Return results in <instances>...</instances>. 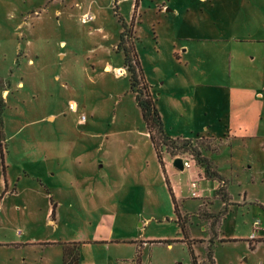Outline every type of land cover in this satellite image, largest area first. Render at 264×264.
Returning <instances> with one entry per match:
<instances>
[{"label":"rangeland","instance_id":"rangeland-1","mask_svg":"<svg viewBox=\"0 0 264 264\" xmlns=\"http://www.w3.org/2000/svg\"><path fill=\"white\" fill-rule=\"evenodd\" d=\"M258 1L139 0L133 18L134 0H0L4 163L10 176L20 173L17 194L3 199L0 241L12 239L20 227L24 237L57 242L26 250L28 264H42L40 257L45 264H63L65 242L77 243V264H131L137 243L152 237L143 244L142 264H192L187 244L176 237L171 195L117 48L132 23L134 47L166 135L187 136L196 158L222 173L231 200H246L227 206L218 233L239 239L223 242L212 235L221 194L199 197L198 208L186 201L191 233L205 236L206 227L211 235L212 241L203 238L194 247L199 264H264V117L242 125L199 109L209 100L214 111L228 91L214 87L229 79L214 40L221 26L227 28L219 7L239 13V28L248 25V2ZM247 78L245 71H233L232 81ZM263 102L252 106L260 111ZM231 126L248 138L231 139ZM162 156L163 165L172 158L163 147ZM191 170H181L177 179L189 182ZM2 176L0 161V193ZM212 187L211 180L199 181L205 194ZM51 200L57 203L54 225L48 222ZM6 258L0 246V261Z\"/></svg>","mask_w":264,"mask_h":264},{"label":"crops","instance_id":"crops-1","mask_svg":"<svg viewBox=\"0 0 264 264\" xmlns=\"http://www.w3.org/2000/svg\"><path fill=\"white\" fill-rule=\"evenodd\" d=\"M219 8L221 9H219L218 11V17H220L222 21L226 23L227 28L221 26V29L223 32L221 33L219 37L214 38V40L216 41L218 45L216 51H223L222 57L225 60L224 61V66H225L224 71L226 72V76L229 78L228 79L229 82L225 81L224 83L214 85V87H216L217 89L220 88V90L223 88H226V90L228 89V91L226 93H223L221 98L219 97L221 100L215 103L214 111H212L210 102H208L209 100L205 101V105L200 107L199 109L203 113L214 114L215 116L214 119H216L217 117H221V115H222V118L229 116L230 118L237 119L238 121H245V123L242 125H248L247 124L248 118L256 117L258 114L259 115L257 117L259 118L264 117V102L260 110L261 112L259 110L254 109L252 106L253 101L264 99V81H262V77H261L262 73H264V0H260L258 2H248V11L247 10L245 11V17L248 21V25L241 24L239 28L236 27L237 26L236 22L238 20L239 13H237L236 11L233 13L230 11H224V9H222L223 8L222 6H220ZM255 18L260 19V20H259V23L258 22L256 23L255 30H253V26H254L253 24L255 23ZM236 29L240 30L241 33L244 32V35L236 34L235 32ZM180 48L182 49V51H185L186 55L190 54V50L187 45H186V48H183V45H181L179 49ZM236 69L239 70L240 72L245 71L247 73L248 78L244 79L241 82L232 81L233 71ZM227 93L230 95L227 96ZM161 117L163 116L161 115ZM236 126L238 127V124ZM232 129L235 130V128L231 126V128L228 129V132H233ZM228 136L231 137V139H236L239 137L248 138L247 135L246 136L238 135L236 131H234L232 135H228ZM171 137L174 138V137H187V136H184V134H175ZM4 159H5V156H4ZM193 166L194 167L192 166L190 167V170L191 168H193L192 169L193 171L191 170L189 177H190V181L194 179L197 180L196 190H197L198 197H192L190 195V181L185 183L179 177L177 179V176L181 175V170L177 169L173 165V158L170 159V162L168 163L166 162V164H164L165 174L167 175V178L169 180L170 186L172 188V192L177 201L178 209L181 215H185V213L188 212V209L186 207V201L191 200L192 202L196 204L194 206L198 208V206L200 205L197 206L196 202L199 200L198 199L199 197L209 196L211 194H214L216 195V198H218L217 189L220 185L219 182L214 179H207L204 176L203 167H200L199 165H193ZM8 169H9L8 167L5 168L4 177L6 178V188L7 189H6V192L3 194V196L0 198V211L2 210L3 199L7 196L17 194V186H18V181L20 179L19 171L13 176H10ZM216 171L220 175L222 174L218 170ZM4 177L2 176V187L3 188L5 187ZM200 180L213 181V187L208 190L209 191L208 194H205L204 192L205 190H202L199 188ZM11 188L13 189L12 192H10ZM220 201H221L223 208L226 206V211H227V206H239V205L246 203L245 197L242 199V203L232 201L229 192H228L227 200L226 201L220 200ZM172 220L176 222L175 213H174V216L172 217ZM48 222L54 225L55 219L50 220V215H49ZM219 226H218V232H219ZM177 227L179 228L178 224H177ZM190 227L188 226L189 228L188 236L192 241V249L195 253L194 247L196 246V244H202L204 242L203 238L205 239L210 238L211 235L207 231L206 227H202L203 228L202 230L204 231L205 236H194L191 233ZM16 229L21 230V233L19 235L16 233ZM16 229L14 230V236L12 239L0 241V246H3L7 252L6 263L5 262L2 263L0 261V264H12L13 262H17L18 264H28L29 259H31V256L28 255V252H26V250H29V251L31 250L33 252L37 247L41 248L40 244H43V243L45 244V242H49V244H47L48 247L56 246L57 244V242H54V241H37L34 238L24 237L25 230H23L20 227H16ZM180 232L177 233L176 237L181 239L182 242H184L183 234L182 232L181 233ZM217 235H218V238H216L215 241H220L221 238L227 239L225 237H221L219 233ZM244 237L245 239H248V234L245 235ZM158 238L161 239L160 237H156L155 239H158ZM162 238H164V236H162ZM198 238L202 239L200 243L198 242ZM149 239L152 240L154 238L151 237ZM149 239L141 240L137 243L136 249L140 251V255H141V251L144 245L146 244L145 241L147 240L149 241ZM233 239H235L234 241H236V239H239V238L233 237ZM113 241H119V240L117 239L109 240V242H113ZM106 242H108V240ZM167 246L172 247V243L171 242L167 243ZM41 249H43V247ZM60 250H61L60 252H62V248ZM18 251H20V253L17 254L16 252ZM40 259L41 260L39 261L42 264H45V261L43 260V258L40 257ZM131 264H134V259L132 260ZM140 264H142L141 258H140ZM243 264H246V262ZM260 264H262V262Z\"/></svg>","mask_w":264,"mask_h":264},{"label":"trees","instance_id":"trees-1","mask_svg":"<svg viewBox=\"0 0 264 264\" xmlns=\"http://www.w3.org/2000/svg\"><path fill=\"white\" fill-rule=\"evenodd\" d=\"M139 0H134L133 5V18L136 14V9L138 7ZM133 29H132V23L131 28L129 30H125L121 33L119 37V41L117 44V48L121 49L123 54V66L126 67L128 73H129V89L134 94V100L136 102V105L140 109L141 117L144 122L146 132L148 134V137L151 141V144L153 146V149L156 154V158L158 163L160 164L161 170L164 174L165 182L168 186L172 204H173V210L176 215V223L178 224L180 231L183 234V240L187 244L190 256H191V263L192 264H199L197 261V256L195 255L193 249H192V241L188 236V225L186 224L185 215H181L178 209V204L175 199V196L172 192V188L170 186L169 180L167 178V175L165 174V168L163 165V156H162V147L164 148V151L169 153L171 157H175L176 155H182L181 153H185L188 156H191V158L194 160L195 165H199L203 167L204 169V176L207 179H214L219 182V187L217 189V192L221 194L222 200L226 201L228 198V193L224 189L226 186V183L222 176L213 168L210 167V164L205 161L203 158H196V154L194 152V149L192 148L191 140L189 138L184 137H170L166 135L164 131V124L162 121L161 114L158 110V107L155 103V100L153 99V96L150 92V85L146 81L142 68L140 65V61L137 55V52L134 47L133 43ZM2 106V101L0 99V109ZM1 119H0V161H1V169H2V175L5 176V168L6 165L4 163V156L6 153V139L2 133L1 129ZM4 183L5 187L0 193V198L3 196V194L6 192V178L4 177ZM52 201V200H51ZM262 208H264L263 204H260ZM55 207L56 203L52 201V207L50 212V219H55ZM226 206L222 208L221 210L217 211L214 216L217 218V229L213 231L212 235L218 234V226L220 224L221 218L225 215ZM210 241L211 237L209 238ZM234 241L235 239H224L221 238L220 241ZM167 243H169V240H165ZM45 244H49V242H45ZM77 243L74 242H65L62 243V261L63 264H74L75 261L79 259L78 257V246H76ZM76 246V247H74ZM250 247L252 248L251 244ZM207 258L213 260L212 257V251L208 248L206 252ZM69 257V258H68ZM69 259L68 262H66V259ZM71 261V263H70ZM135 264H140V251H136ZM214 262V260H213Z\"/></svg>","mask_w":264,"mask_h":264},{"label":"built area","instance_id":"built-area-1","mask_svg":"<svg viewBox=\"0 0 264 264\" xmlns=\"http://www.w3.org/2000/svg\"><path fill=\"white\" fill-rule=\"evenodd\" d=\"M84 17L88 18V15H85ZM73 106H74L73 104H70V108H72ZM84 120H85V115L81 114V116H79V121L84 122ZM176 157H180L182 159V166H183L182 170L184 169L187 170L192 165H195L194 160L191 158V156L184 157V155H176L175 157H173V159ZM196 182H197L196 179L190 181V195L192 197H198L197 190H196ZM16 233L19 235L21 233V230L16 229Z\"/></svg>","mask_w":264,"mask_h":264},{"label":"water","instance_id":"water-1","mask_svg":"<svg viewBox=\"0 0 264 264\" xmlns=\"http://www.w3.org/2000/svg\"><path fill=\"white\" fill-rule=\"evenodd\" d=\"M173 165L179 169V170H182L183 169V166H182V159L180 157H176L173 159ZM78 262L75 261V264H77Z\"/></svg>","mask_w":264,"mask_h":264}]
</instances>
